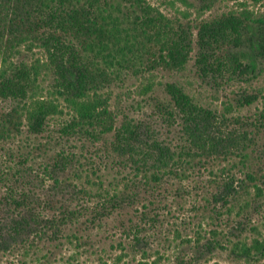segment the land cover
I'll return each instance as SVG.
<instances>
[{"label":"trees","instance_id":"trees-1","mask_svg":"<svg viewBox=\"0 0 264 264\" xmlns=\"http://www.w3.org/2000/svg\"><path fill=\"white\" fill-rule=\"evenodd\" d=\"M221 1L242 6L264 2L195 0L201 13ZM193 45L194 66L204 83L219 86L213 78L217 74L256 80L264 69V13L244 7L193 28L167 18L147 0H0V105H5L0 107V251L63 239L66 228L87 212L71 209L65 200L77 187L87 197L93 188L98 192L87 219L95 224L135 204L146 187L182 181L185 166L193 162L237 160L247 169L244 180L232 171L223 173L213 196L229 213L241 192L250 195L248 186L254 191L252 201L263 197L264 148L258 141L264 134V111L253 118L229 116L228 103L218 114L176 83H163L167 102L156 103L150 119L180 129L172 145L149 120L124 116L118 123L109 110L110 89L138 77L145 81L143 94L153 91V73L183 70ZM35 49L42 59L31 63L21 57L22 50ZM41 77L49 78L47 88L40 86ZM257 100L244 92L233 102L242 108ZM53 120L61 121L56 129ZM41 137L45 143L26 144ZM73 143L80 149L99 145L98 158L129 169L134 179L121 190L103 189L91 180L94 166L90 176L83 175L82 162L95 158L76 151ZM49 152L47 162L36 164L35 153ZM253 213L261 214V207H241V221L231 227L236 237L246 231ZM140 221L143 227L126 229L136 246L145 240L139 237L146 231L145 212ZM238 250L246 259L264 258V243L258 239L251 245L240 241Z\"/></svg>","mask_w":264,"mask_h":264},{"label":"rangeland","instance_id":"rangeland-1","mask_svg":"<svg viewBox=\"0 0 264 264\" xmlns=\"http://www.w3.org/2000/svg\"><path fill=\"white\" fill-rule=\"evenodd\" d=\"M147 1L167 18L178 23H188L193 28L200 21L211 20L230 11L237 12L244 7L257 14L264 13V2L242 6L240 2L221 1L209 11L201 13L195 0H186V3L181 0ZM195 33L193 29V40ZM195 54L196 47L193 45L190 60L181 71L154 72L156 86L151 92L143 94L141 87L145 81L138 77L127 78L123 85L110 89L109 110L117 122L124 116L135 121L149 120L156 133L172 141V145L176 144L179 128L174 130L161 120L150 119L155 104L167 102V96L160 86L166 82L176 83L197 104L218 114L225 112L228 103L232 105L228 110L229 116L253 118L264 111V69L256 80L249 83L245 78L233 79L227 74H217L213 78L219 86H214L204 83L197 75ZM21 57L32 63L40 59L41 55L36 49L30 52L22 50ZM39 82L42 88L50 85L48 77H41ZM244 92L257 95L258 100L250 106L239 108L233 100L237 94ZM60 122L52 121L55 129ZM45 141L46 138L41 137L35 141H26V144L40 145ZM258 145L264 148V134L259 138ZM72 147H76L75 150L82 155L95 158L87 163L82 162L86 164L84 169L87 171L84 170L83 175L90 176V169L92 171L95 167L96 173L91 176V180L102 184L103 189L121 190L134 179L129 169L112 166L114 163L111 159L98 158L96 148L99 145L88 144L80 149V144L73 143ZM49 155L52 153H35L36 164L47 162ZM185 167L182 181L170 179L154 186V190L146 187V195L139 197L135 204L95 224H89L87 219L97 204L98 199L95 197L98 192L93 188L87 197L77 187L65 196V200L71 209L84 208L87 212L77 223L66 228L64 238L54 243L36 241L10 251H0V264H264V258L253 256L246 259L238 250L240 241L251 245L254 239H258L264 243V193L261 199L252 201L254 191L248 186L250 195L241 192L237 196L238 200L230 206V213L221 203H215L213 198L218 185L225 179V173L232 171L237 179L244 180L247 169L237 160L231 163L209 161L205 165L193 162L191 166ZM39 197L46 200L48 195ZM246 203L249 210L257 204L262 213H253L246 231L236 237L231 227L236 221H241L243 215L240 209ZM141 212L146 213V231L141 232L139 237L145 240L136 246L133 233H126V229L144 226L140 221ZM250 228H256L257 231L249 232Z\"/></svg>","mask_w":264,"mask_h":264}]
</instances>
